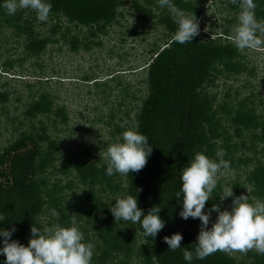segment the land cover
Listing matches in <instances>:
<instances>
[{
	"label": "trees",
	"instance_id": "trees-1",
	"mask_svg": "<svg viewBox=\"0 0 264 264\" xmlns=\"http://www.w3.org/2000/svg\"><path fill=\"white\" fill-rule=\"evenodd\" d=\"M207 1L174 3L198 19ZM218 1L224 5L225 16L208 25L198 20L199 35L185 44L173 41L177 25L158 0H49L56 22L46 30L34 11L19 9L8 15L0 7V48L2 42L12 41L22 45L24 54L9 58L4 52L11 48L0 52V122L4 116L17 124L0 146V217L4 218L0 228L15 226L11 239L27 245L32 225L41 229L57 222L67 226L76 216L85 241L94 245L92 264H188L183 250L194 252L201 221L180 217L182 203L176 193L182 170L199 151L215 158L217 149L223 148L224 159L230 162L204 211L213 204L222 211L230 209L232 197L220 199L226 187H232L235 196L246 195L249 202L264 201V74L258 77L260 70L249 59V49L238 50L232 42L238 5ZM255 2L257 19L264 20V0ZM127 13L133 24L125 37L139 35L148 23H154L162 27V44H152L143 68V87L137 91H130L114 73L109 80L80 76L81 82L91 85L88 95L108 98L121 87L116 110L112 107L105 120L108 140L98 157L66 145L61 133H74L76 126L69 125L74 116L49 85L43 86L50 83L48 76L45 81L39 78L35 92L26 97L22 116L9 118L8 105L15 93L11 82L23 77L16 72V64L21 67L27 58L40 59L49 50L62 52L63 47L71 53L89 52L103 45L98 37L108 35ZM36 64L42 69L40 62ZM103 120L102 115L97 121ZM131 126H138L152 146L146 166L138 173L108 176L103 153ZM127 195L137 197L138 207L145 212L160 206L165 227L155 238L145 237L139 224L114 220L110 207ZM53 208L58 220L50 217ZM217 215L211 213L208 227ZM177 232L183 236L182 247L172 251L164 237ZM5 259L0 254V264ZM191 264H264V254L254 249L247 254L217 251L203 260L194 257Z\"/></svg>",
	"mask_w": 264,
	"mask_h": 264
},
{
	"label": "clouds",
	"instance_id": "clouds-1",
	"mask_svg": "<svg viewBox=\"0 0 264 264\" xmlns=\"http://www.w3.org/2000/svg\"><path fill=\"white\" fill-rule=\"evenodd\" d=\"M231 3L239 7L237 23L232 28L234 46L238 50L264 48V20L256 17L255 0H231ZM158 5L168 10L177 25L173 36L175 43H189L199 35V21L194 13L187 14L176 6L174 0H158ZM0 7L8 15H15L19 9H30L40 22H46L51 12L49 0H0ZM151 152L148 137L138 131V126H131L121 134L119 141L107 145L103 153L106 174L126 176L138 173L146 166ZM225 155L223 148L217 149L215 158L203 151L196 152L181 172V187L176 193L182 203L179 215L184 220L191 217L201 221L194 252L183 250V258L188 264L194 257L203 260L217 251L247 254L254 249L258 254H264V201L257 199L249 202L246 195L235 196L232 187H226L222 189L220 199L223 201L232 197L230 209L222 211L218 204H213L208 211H204L223 170L230 168ZM110 211L115 221L139 224L145 237L155 238L165 227V221L159 215V205L145 212L138 207L137 197L132 195L115 199ZM213 211L218 215L208 227ZM49 213L50 217L58 220L56 209H50ZM3 220L0 217V221ZM15 230V226L10 230L0 228V237L3 238L0 254L6 256L2 264H92L94 245L85 241L76 216L70 218L67 226L58 222L45 225L42 229L32 225L27 245L11 239ZM182 239L179 232L164 237L168 249L172 251L182 247Z\"/></svg>",
	"mask_w": 264,
	"mask_h": 264
},
{
	"label": "rangeland",
	"instance_id": "rangeland-1",
	"mask_svg": "<svg viewBox=\"0 0 264 264\" xmlns=\"http://www.w3.org/2000/svg\"><path fill=\"white\" fill-rule=\"evenodd\" d=\"M223 6L218 0H208L198 20H204L206 25L213 23L215 19L225 16L226 12ZM32 13L36 17V13ZM37 22L40 21L37 20ZM55 22L56 19L49 15L48 20L41 22L40 27L46 30L50 24ZM62 24L65 25L66 20L63 19ZM132 24V18L127 13L120 25L110 28L108 35L98 37L103 45L93 47L94 49L89 52L71 53L63 47L62 52L52 53L49 50L40 59L27 58L21 67L16 64L15 68L18 70L16 72L23 77L11 82L10 86L15 89V93L12 96L14 99H11L8 105L9 118L22 116L20 112L26 97L30 91L35 92L37 89L35 84L39 78L43 77V81H45L46 76H48L50 83L43 86L49 85L48 89L70 106V112L74 116L69 123V125L76 126L74 133L70 134L68 131L61 133L66 145L77 153L84 151L83 155L98 157L99 150L107 144L108 140L105 120H107L112 107L116 110L121 87L114 89L108 98L88 95V90L92 89L91 85L81 82L80 76L89 74L94 75L95 78H101V80L103 78L109 80L110 77L108 76L114 73L122 78L125 87L128 84L130 91H137L142 88L143 68L150 59L149 50L154 42L159 45L162 44L163 30L159 25L148 23L145 30L139 35L125 37V32L131 30ZM84 30L85 28H83ZM123 37L125 39L121 43ZM5 48L11 49L6 52ZM51 48L56 49L57 45H53ZM1 51H5L4 57L18 58L24 56L22 45H16L12 41L2 42ZM249 57L259 67L258 77H262L264 74V48L249 49ZM36 62L42 64V69L37 66ZM111 83L114 85L113 82ZM30 85H33L34 88L30 89ZM17 97L21 99L17 101ZM102 115L104 116L103 122L97 121ZM1 117L3 119L0 122V146L7 143L12 135V128L17 126L16 123H12V119L6 120L4 116Z\"/></svg>",
	"mask_w": 264,
	"mask_h": 264
}]
</instances>
